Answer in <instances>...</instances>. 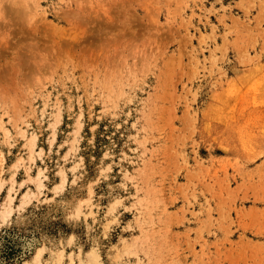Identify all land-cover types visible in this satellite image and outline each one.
<instances>
[{
  "label": "rangeland",
  "instance_id": "374dc122",
  "mask_svg": "<svg viewBox=\"0 0 264 264\" xmlns=\"http://www.w3.org/2000/svg\"><path fill=\"white\" fill-rule=\"evenodd\" d=\"M19 1L0 0V264H264V0ZM109 165L90 241L67 217ZM113 199L132 211L104 236Z\"/></svg>",
  "mask_w": 264,
  "mask_h": 264
},
{
  "label": "snow or ice",
  "instance_id": "6c2138e0",
  "mask_svg": "<svg viewBox=\"0 0 264 264\" xmlns=\"http://www.w3.org/2000/svg\"><path fill=\"white\" fill-rule=\"evenodd\" d=\"M17 53L20 52V49L18 48ZM105 156H108L109 153H104ZM65 159H67V157H65ZM79 157H77V160L79 161ZM121 159H126V157H123V155H121ZM261 159H264V153H262L261 155ZM113 165H109L108 168L103 169L100 172V177L99 179L97 178H93V181L91 184L87 185V199H81L80 200V204L79 205H75V202H73L74 205V211H72V215L68 216L67 219L70 223L76 224V225H80L83 228V235H87L88 239L91 241V237L93 235V229H96V238L100 239V233H99V229L96 226V222H95V217L96 214L95 213H87V209H84L82 211V208L85 204H87L90 207H95V205L93 204V197L95 195V193L93 192V186L95 184L100 183V180H102L105 176L106 172H111ZM79 168V163H74L73 166V171L75 172L76 169ZM61 177H63V173H61ZM69 179H71V183L73 186H78L77 185V180L76 179H72L71 177H69ZM64 181L61 180V182L57 185L56 187V191L57 193H60L64 190ZM120 187H124V185H120ZM73 191H75V187L73 188ZM83 193H81V196L83 197ZM125 203H130V201H125L123 199H113L112 203L108 206L107 208V212L106 213H101L100 216L103 218V220L105 221L103 224V235L107 236L110 232H112L115 229H118L121 223V216L120 213L122 211H129L131 212L132 209L131 208H125ZM85 229H87V231H85ZM79 240V236L78 235H73L71 237L67 238V243L70 245L75 246V244L77 243V241ZM93 252H95V249L93 248ZM103 264H107V262H103ZM146 264V262H145Z\"/></svg>",
  "mask_w": 264,
  "mask_h": 264
},
{
  "label": "bare ground",
  "instance_id": "6f19581e",
  "mask_svg": "<svg viewBox=\"0 0 264 264\" xmlns=\"http://www.w3.org/2000/svg\"><path fill=\"white\" fill-rule=\"evenodd\" d=\"M12 1V3H13V7H15V8H17L18 9V7L19 8H22L21 6H22V4L21 3H23V2H21V1H19V0H11ZM18 1H19V3H18ZM21 2V3H20ZM29 3V2H28ZM25 6V5H24ZM28 6V5H27ZM25 10V9H24ZM23 11V10H22ZM43 251H44V248H41V249H39V251L37 252V254H36V256H35V259L37 260V261H39L40 259H41V257H42V254H43ZM91 257H92V261H93V263L94 264H101L100 263V261L98 260V258H97V256L95 255V253L94 252H92V254H91Z\"/></svg>",
  "mask_w": 264,
  "mask_h": 264
}]
</instances>
